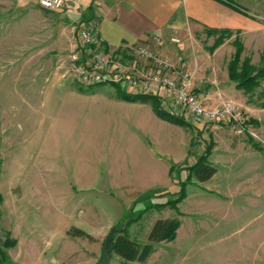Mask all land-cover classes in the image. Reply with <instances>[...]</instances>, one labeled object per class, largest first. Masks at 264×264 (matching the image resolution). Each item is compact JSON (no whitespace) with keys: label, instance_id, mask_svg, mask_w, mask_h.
I'll return each mask as SVG.
<instances>
[{"label":"rangeland","instance_id":"374dc122","mask_svg":"<svg viewBox=\"0 0 264 264\" xmlns=\"http://www.w3.org/2000/svg\"><path fill=\"white\" fill-rule=\"evenodd\" d=\"M228 1L233 29L171 39L175 64L151 48L206 109L233 107L235 125L206 126L162 89L144 93L139 73L157 69L126 53L113 58L115 82H78L70 56L90 20L0 0V264H94L115 228L140 256L110 264H264V79L240 88L228 72L231 62L238 77L264 68V0ZM207 150L216 173L197 183L187 169ZM152 155L164 184L140 180ZM158 220L172 236L150 244Z\"/></svg>","mask_w":264,"mask_h":264},{"label":"crops","instance_id":"0c3cea01","mask_svg":"<svg viewBox=\"0 0 264 264\" xmlns=\"http://www.w3.org/2000/svg\"><path fill=\"white\" fill-rule=\"evenodd\" d=\"M17 8L38 6V0H7ZM56 12L63 20L83 24L93 20L97 37L105 47L145 45L175 64L176 48L171 39L202 31L233 29L236 16L216 0H65ZM40 8V7H39ZM80 26V25H79ZM78 26V27H79ZM153 39H157L155 43ZM75 50V49H74ZM149 118L155 127L164 128L154 114ZM144 147V146H143ZM153 156V155H152ZM141 169L143 185L164 184L167 169L157 166L152 157ZM163 179V181H162Z\"/></svg>","mask_w":264,"mask_h":264},{"label":"built area","instance_id":"2783aa9c","mask_svg":"<svg viewBox=\"0 0 264 264\" xmlns=\"http://www.w3.org/2000/svg\"><path fill=\"white\" fill-rule=\"evenodd\" d=\"M38 6L47 11H58L66 6L65 0H38ZM78 44L76 50L71 53L70 62L73 70L77 74L78 82L85 86L100 85L115 82L109 73L110 66H115L113 58L126 53L128 56L134 57L140 61L142 65H153L154 69L151 73L141 71L139 73L141 81V89L144 93L147 88L162 89L169 96L170 102L179 111V113H187L197 119L202 120V124L218 125L237 123V115L231 105H222L219 108L206 109L202 101L193 95L189 90V80L187 75L179 76V80H175L166 75L165 71L168 64L157 58L156 53L145 45L122 46L116 49L105 47L97 37V24L90 20L86 25L77 29ZM158 43L157 39H153ZM121 48V49H120ZM120 50V52H119ZM118 51V52H117ZM128 68L124 67L123 70ZM119 73H125L123 70ZM118 73L117 81H122L124 77H120ZM131 79V78H130ZM132 82V80L130 81ZM239 132L245 129L241 126Z\"/></svg>","mask_w":264,"mask_h":264},{"label":"trees","instance_id":"16d2710c","mask_svg":"<svg viewBox=\"0 0 264 264\" xmlns=\"http://www.w3.org/2000/svg\"><path fill=\"white\" fill-rule=\"evenodd\" d=\"M220 3L226 5L233 11L237 10L230 1L228 0H219ZM235 62H231L230 67L228 69L229 72V79L233 82H237V87H245L249 84L255 85L258 80L264 79V68L256 71V75L254 77H238L234 75V66ZM236 76V77H234ZM159 117L161 115H158ZM162 117V116H161ZM209 152L208 150L203 153L198 161L189 169H187L188 176L192 178L197 183H205L210 180L216 173V170L210 166L207 162V156ZM172 173L173 171L170 170ZM176 175H178L176 173ZM180 191L178 195V199L176 202L172 203V205L176 206L184 196V186L183 184L179 185ZM158 206H161L158 204ZM173 225L169 220H158L156 221L149 234L147 236V242L150 244H157L163 242L164 240L170 238L172 236ZM68 236L76 237V238H86L90 240V237L85 235L83 232L77 229H70L67 232ZM107 241L112 242V252L111 254L116 255L117 257L121 258L125 263H132L136 261L140 256V249L137 244L130 241L127 237H125L124 232L117 231L116 228L108 234ZM15 242L12 241L11 243L3 244V247L11 246Z\"/></svg>","mask_w":264,"mask_h":264},{"label":"water","instance_id":"95a60500","mask_svg":"<svg viewBox=\"0 0 264 264\" xmlns=\"http://www.w3.org/2000/svg\"><path fill=\"white\" fill-rule=\"evenodd\" d=\"M112 246V242L107 241L102 248L100 259L94 264H110Z\"/></svg>","mask_w":264,"mask_h":264}]
</instances>
